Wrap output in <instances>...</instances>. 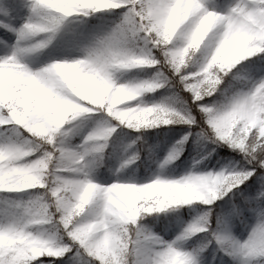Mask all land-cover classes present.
<instances>
[{"label":"snow or ice","instance_id":"6c2138e0","mask_svg":"<svg viewBox=\"0 0 264 264\" xmlns=\"http://www.w3.org/2000/svg\"><path fill=\"white\" fill-rule=\"evenodd\" d=\"M0 29V264H264V0H11ZM173 124L160 170L125 179L156 147L133 133Z\"/></svg>","mask_w":264,"mask_h":264},{"label":"trees","instance_id":"16d2710c","mask_svg":"<svg viewBox=\"0 0 264 264\" xmlns=\"http://www.w3.org/2000/svg\"><path fill=\"white\" fill-rule=\"evenodd\" d=\"M216 2H221L223 0H214ZM137 75L136 73H128L125 74L124 78H129L131 76H135ZM138 75L143 76L144 73L140 72ZM164 94V90H158L157 92L154 93L155 96L157 97H161ZM150 96V95H149ZM182 127H185L184 125H177V124H173V125H169V126H158V127H154V128H158V132L156 134H151L150 136H148L144 130H136L133 135H139L141 134V132L143 133V135L146 137L148 144L150 145H155L156 147L153 149L152 153H149L148 150L145 148L144 152L141 153V157L139 160L136 161L135 164L131 165V167H128V171H133L135 176L138 177H145L150 173V169L147 167L148 163L151 162V164L154 165V161L155 158L164 153L166 147L172 143L175 142L176 139H179V134H173L172 131H169V129H180ZM80 139V137L75 136L73 137L74 142H78ZM124 143L128 142V138H124ZM139 142H137V145H134L132 148L128 149L127 153H124V155H129L131 154L132 151H134L137 146H138ZM192 144V141L190 140L188 142V144L185 145L184 147V151L183 154L179 157L178 160L175 161V163L173 165H171L169 167V171L170 173L174 174L177 173L179 171H181L182 169H186L189 166H191V160L193 159V156L195 155V151L194 149H190V145ZM115 148L118 149L120 151V154L122 153V145L117 142L115 144ZM113 149L112 146H110L107 150H106V154L104 157V167H101L98 170V174L103 175L105 174V171H107L108 173H110L109 169L112 167V155L110 154L111 150ZM191 151V154H189ZM227 151H231L230 149H228L227 147L221 149V148H217V152L218 153H224ZM213 158L212 159H207L205 161H202L200 164V167H203L205 164L207 165V167L209 169L213 168V167H219V164H217V159L218 157L216 156V153H213ZM217 203H219V201H217ZM182 211L185 212V218L187 217V209L185 208H181ZM167 216H173L175 214V209H169L168 211H166L165 213ZM165 214H162L165 215ZM193 215V213H192ZM236 228H238V224L236 225L235 229H233V231L235 232ZM205 255V264H208L209 259L211 258V256L213 255L212 249L209 248L207 250V252L204 254ZM216 264H220V259H219V254H217L216 257Z\"/></svg>","mask_w":264,"mask_h":264},{"label":"rangeland","instance_id":"374dc122","mask_svg":"<svg viewBox=\"0 0 264 264\" xmlns=\"http://www.w3.org/2000/svg\"><path fill=\"white\" fill-rule=\"evenodd\" d=\"M0 3H2V4H8V5H10L11 4V0H0ZM210 4L211 5H225L226 6V4H227V0H223V1H221V2H216V1H214V0H210ZM14 15H15V12L13 13ZM16 23L17 24H19L20 23V20L19 19H17L16 20ZM3 29H0V36H2V34H3ZM9 42L11 43V42H14V40H15V37H14V35H12L11 33H9ZM0 54H2V53H0ZM122 78H124V77H122ZM160 97H157V96H155L154 94H151L150 96H146L145 97V99L146 100H152V99H159ZM158 128H151V129H145L144 130V132L148 135V136H150L151 134H156L157 132H158ZM79 137V136H78ZM79 142V141H78ZM171 145V144H170ZM170 145H168L167 147H166V149H165V151H164V153H162V154H160V155H158L156 158H155V163H154V165L153 164H151V162H149L148 163V168L150 169V173L147 175V176H145V177H138V176H135V174H134V172L133 171H128L127 169H128V167H130L131 165H133V164H135L136 162H134L133 164H131V165H128L122 172H121V175L125 178V179H136V180H144L145 178H147L148 176H150V175H152L153 173H155V172H157V171H159L160 169H159V167H158V162H159V160L160 159H162L163 158V156L166 154V152H167V149H168V147L170 146ZM110 154L112 155V157H111V159H112V167H111V169H114V168H116V167H118V165H119V162H120V160H119V156L121 155L120 154V151L118 150V149H116L115 148V151H114V149H112L111 150V152H110ZM213 156L214 155H212L210 158H208V159H212L213 158ZM193 160V159H192ZM192 160H191V166H189L188 168H186V169H182L181 171H179V172H177V173H174V174H172V173H170V171H169V167L171 166V165H173V164H170V165H166L165 166V168H164V174L165 175H174V176H177V175H180V174H183L187 169H189V168H191L192 167ZM175 163V162H174ZM97 179L100 181V182H111V180H113V179H115V176L114 175H112L111 174V172L110 173H108L107 171H105V174H103V175H100V174H98L97 173ZM166 211H168V210H166ZM196 213L195 212H193V215H195ZM235 229V228H234ZM235 234L237 235V236H240L241 235V226L238 224V228H236V230H235ZM244 235H246V233H244ZM204 264H205V261H204ZM208 264H216V259L215 260H213V255L211 256V258L209 259V262H208Z\"/></svg>","mask_w":264,"mask_h":264},{"label":"clouds","instance_id":"9594fccd","mask_svg":"<svg viewBox=\"0 0 264 264\" xmlns=\"http://www.w3.org/2000/svg\"><path fill=\"white\" fill-rule=\"evenodd\" d=\"M201 143H207V141H201ZM169 147H172V145H170ZM176 147H177V149H178V151H179V156H181V155L183 154V150H184V148H183V150H181V146L176 145ZM184 147H185V146H184ZM143 152H144V150H141L139 153H135V154H133V155H136L137 158H136V159H131V157H128V158L126 159V162H127V163H131V164H133L134 162H136L137 160L140 159V157H141V153H143ZM179 156H176V158L172 159L167 165L174 164V162H175L176 160L179 159ZM166 159H167V152H166V154L163 156V158L159 160V162H158V167H159L160 164L163 163ZM48 228H49V231L53 230V228H52L51 225H49ZM113 228H114L115 230H119L120 225H119L118 223H114V224H113Z\"/></svg>","mask_w":264,"mask_h":264}]
</instances>
